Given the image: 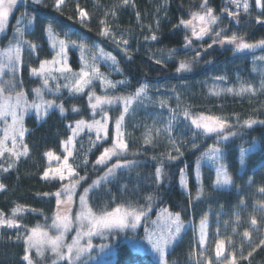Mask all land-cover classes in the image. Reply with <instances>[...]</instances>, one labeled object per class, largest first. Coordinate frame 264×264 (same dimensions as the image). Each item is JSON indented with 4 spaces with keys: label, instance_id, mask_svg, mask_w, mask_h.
I'll return each instance as SVG.
<instances>
[{
    "label": "trees",
    "instance_id": "obj_1",
    "mask_svg": "<svg viewBox=\"0 0 264 264\" xmlns=\"http://www.w3.org/2000/svg\"><path fill=\"white\" fill-rule=\"evenodd\" d=\"M221 2L208 0L209 6L217 14H220ZM55 3L56 0H41L39 4L35 0H25L23 5L15 7L6 31L0 34V50H3L15 42V29L20 27L17 25L18 16L24 13L27 23L28 18L35 17L31 28L25 30V39L35 43L37 48L30 51L27 45L24 46L23 63L18 67L13 80L16 85L14 91L23 89L31 103L37 100L34 89L41 88L45 100H54L56 105L62 103L65 109L62 114L54 106L46 116L38 119L27 115L24 119L26 131L21 144L28 146V155L19 160L11 159L8 152L0 156V183L5 185L0 191V214L5 219L14 218L19 222L18 228L0 226V264H27L23 260L26 234L37 226L51 230L56 210L55 193L61 190L63 181L42 178L46 166L44 155L49 151L60 152L61 142L69 135L68 124L77 120L93 121L102 113L109 116L111 122L107 137L95 141L90 134L80 135L75 140L70 159L75 171L85 180L103 171L104 166L95 162L105 148L113 146L112 132L115 120L123 111V105L117 103L103 108V111L96 110L94 115L89 106V94L127 97L142 85L147 86L145 93L135 100L123 121V139L128 149L113 159H129L135 163L130 168L117 170L116 175L109 178L110 182H103L91 190L88 204L95 213L100 214L105 208L110 211L117 205L145 206L149 203L147 198L151 196V214L159 208H166L172 213L179 212L186 225L167 253L168 263L196 264L193 260L192 224H197L208 208H216L220 202L230 206L235 201L237 190L247 185L255 165V155L264 151V123H260L264 121V90L260 89L264 81V60L259 59L264 57V48L245 54L231 48L214 46L203 57H197L196 54L186 56L184 44L187 33L180 21L185 20L188 11L198 10L202 0H128L127 4L123 0H65L59 10L54 7ZM254 7L251 13L240 15L238 27L224 15L220 16L222 36L236 34L249 43L264 40V15L260 8ZM80 10L87 13L84 23L81 22ZM39 16L44 17L54 32L63 27L78 29L89 40L99 43L105 51L115 56V67L119 70L101 62L98 66L107 80L116 83V87H109L101 83L100 79H94L81 93L69 91V88L63 86L60 87V93L58 90L47 93L43 80L31 73L32 68L51 55L47 41L43 39L45 31L43 25H40ZM257 18L262 22L257 23ZM104 27L110 29V36L101 35ZM153 35L156 39L151 38ZM117 39L121 41L116 42ZM124 40L127 41L126 45L122 43ZM206 42H203V47H206ZM188 57L194 59V65L195 59L202 61V64L178 73L181 71H178L180 61ZM67 64L72 69L78 68L76 50L72 48L67 50ZM10 79H13L12 75L5 72L2 80ZM247 84L257 89L256 94L245 92L237 95L236 91ZM49 86L57 85L49 81ZM154 87L162 95L160 99L153 93ZM228 88L234 91H223L218 96L213 94L214 91ZM73 108L78 111H73ZM185 110L190 116L202 114L221 117L229 121L231 130L238 134L229 137L227 141L218 142L215 134L207 135L195 129L190 119H185ZM248 119H254L257 123L252 128L242 127ZM169 125L171 131L165 132ZM149 131L152 132V140L146 144L145 136ZM251 142L255 150L244 155L245 164L241 165L239 149ZM193 144L198 145V149L193 148ZM213 145L223 150L220 163L226 166L234 181L229 190L214 188V170L203 160L199 178L196 177V161ZM176 148L180 149L179 153ZM170 156L175 159H169ZM157 167H162L160 182L155 179ZM5 168L8 170L4 171ZM181 169L188 177L186 190L181 189ZM201 188L203 194L197 198ZM17 207L20 211L13 217V210ZM245 211L247 204L242 218L234 224V232L230 233L231 226L226 229L229 233L225 232V236L230 241L228 251L236 253L238 264H264V246L256 247L259 241L255 242L256 235L249 220L257 216L256 212L251 210L247 219ZM245 230L251 234L250 242L243 236ZM118 235L127 237L130 232ZM115 248L117 256L113 264H134L138 260L133 258L125 243L116 244ZM253 248L256 250L247 260L239 258L241 251L247 256ZM33 258L40 259L35 253ZM51 258L53 254L45 252L42 264H51ZM59 264L65 262L59 261Z\"/></svg>",
    "mask_w": 264,
    "mask_h": 264
},
{
    "label": "snow or ice",
    "instance_id": "obj_2",
    "mask_svg": "<svg viewBox=\"0 0 264 264\" xmlns=\"http://www.w3.org/2000/svg\"><path fill=\"white\" fill-rule=\"evenodd\" d=\"M37 4L41 3V0H35ZM65 0H56L54 7L59 10L61 5H63ZM125 4L128 3V0H123ZM18 0H0V32H4L6 25L8 23L10 14L13 12L14 7L17 5ZM231 3L236 6L237 9L240 8V0H231ZM255 6L262 10V15H264V0H255ZM202 11H196L191 13V18L187 20H181L180 24L185 28L192 29V35L197 39H202L203 35L211 31V25H214L218 22L219 18L214 14V10L208 7V0H202V3L199 5ZM243 9L245 12H248L249 4L247 0L243 2ZM228 16L238 17L239 12H233L228 9H225ZM114 14V13H113ZM81 22H85V17L87 13L83 10L79 11ZM139 15V14H137ZM35 17L28 18V25L33 24ZM197 22V23H194ZM262 22L257 18V23ZM21 20H17V25H20ZM102 24L105 21H101ZM197 28L199 30L197 31ZM45 31L47 32L50 38L55 37V33L52 27L49 25ZM111 32L108 27H104L101 31V35L110 36ZM221 32H216V36L220 37ZM152 39H156V36L153 35ZM187 44H191L192 41L185 38ZM14 43H10L9 47L3 50H0V119L4 120L7 124V127L4 129V136L0 138V156H3L5 152L10 153L11 156L15 157L16 160H19L21 156H27L29 153L28 146L25 144L22 146V151H16L17 146V136L20 140H23L25 129L23 126L24 114L29 109H35L38 116L43 113V115L48 114V109L52 107H58L59 111L63 114L65 109L63 104L56 105L54 100H45L41 88L34 89L36 93L37 100L28 102L26 98V93L21 89L20 91H14L16 85L13 83L15 79V74L18 71V67L22 65V53L24 46L27 45L30 51H35L37 45L29 40L25 39V30L22 27H17L15 29V35L13 37ZM216 43L217 41H213ZM221 44L227 42L234 44L236 50L244 51L246 49H253L256 47L264 48V40H261L255 44H250L246 42L242 37L233 34L231 36L224 35L223 39L219 41ZM59 44V51L57 56L63 57L65 55V49L67 41L64 39H55L52 46L56 47V44ZM73 45H76V41H71ZM123 44H127V41H122ZM79 47L81 50H84L86 46L80 44ZM211 47V45H209ZM98 53V55H97ZM97 53H93L91 56L92 63H85V66L81 68V71L78 74H74V82L71 85L65 84L64 87L69 88V91L75 93H81L86 87H89L94 79H100L101 83H106L109 87L115 88L116 83L107 80L103 73L100 72V68L96 63L97 59H103L106 61H111L114 66V70H119L115 67L117 64L116 57L111 53L104 52L103 49H98ZM196 56H200V53L197 52ZM260 60H264V57H259ZM160 61H157L159 63ZM60 64L59 68H56L55 71L59 73L70 72L71 69L67 66L66 62L61 60L53 61L44 60L40 62L39 68H32L31 73L36 76H40L43 80V87L48 88L49 80L56 79L53 73V68L50 65ZM190 63L185 61H180L179 70H190ZM5 72L12 75L13 79L4 81L2 77L5 75ZM218 79H223V77H218ZM119 83H124L120 81ZM6 86H8L6 90ZM59 87V86H57ZM146 85H142L136 90V92L131 96H97L94 93L89 94V106L93 110V114H96V110L99 109L103 111L104 105H113L116 103H122L123 111L121 115L115 120V129L117 138L113 143L111 148H105L101 155L96 159L97 165H105L107 167V162L112 159L113 156H119L121 153L126 152L128 149L127 142L123 139V133L121 131L125 114L128 113L130 106L133 101L140 98L146 90ZM260 89L264 90V81L261 82ZM52 89L49 88V91ZM233 92L234 89H220L214 91V95H220L221 92ZM251 93L256 94L257 89L252 84H247L241 86L237 95L242 93ZM94 100V102H93ZM163 106V105H162ZM73 111H78V109L73 108ZM185 119H190L191 125L194 126L197 130H202L203 134H216L217 141H227L229 137L236 136L238 133L231 130V125L229 121L218 117V116H190L187 110L183 112ZM8 117H11V122L8 123ZM175 119V116L173 117ZM107 121L108 117L105 113L100 120H93L91 123H88L84 120H79L76 122V128L73 129V132H76V129H83L87 127L89 130L93 128L96 130L97 139L101 138L100 134L103 132L105 137L107 136ZM257 121L254 119H248L243 122L242 127L252 128ZM264 123V121H260ZM159 132V129H156ZM171 131V125L165 132ZM195 135V133H194ZM11 139L12 147L8 148L7 141ZM152 140V132L145 136V143H150ZM66 144L72 143V138L70 137ZM175 144V141H173ZM198 145L193 144V148L198 149ZM66 155L62 159V167H58L52 173L51 178H59L61 181L65 180L64 169L67 170V178H69L70 183L63 186L62 192L58 191L55 193L57 198L58 212L55 215V218L52 220L51 228L56 230L55 234H50L48 230L41 228L39 226L32 228L25 236L24 243L25 254L23 260L27 264H42L45 259V251H50L53 254L52 264H59V261H64L65 264H84L81 260L82 255L89 251L93 245L91 242V237L97 234L104 233H113L114 230L123 231L125 229L135 230L142 221L147 220V213L151 211V200L152 197L149 196L147 200L149 203L145 206H133L129 205L125 207L124 205H117L112 210H107L105 208L101 211L100 214H97L88 204V194L91 190L101 185L103 182H110L109 178L116 175L117 169L121 168H130L134 165V161H120L117 160L115 164L111 167H107V171L104 176L100 177L97 181H94L92 185L88 188H84L83 193L79 196L80 210L75 214L73 218L71 212V204L73 203V196L75 194V189L79 185L81 180L86 178L80 176L79 173L75 171L72 163H69V158L72 157L73 152L71 148H65ZM176 152H180L179 148H176ZM182 154V153H181ZM245 149H239V163L241 165L245 164L244 160ZM49 159L60 160L61 158L55 156L53 152L49 151L45 153ZM223 158V150L221 147L213 145L208 147L205 152L202 153L201 157L196 161V175L199 178V169L201 167L202 160H208L216 164L215 173L216 179L214 181V188H223L228 185H233L234 181L232 176L229 175L227 168L224 164L220 163ZM169 159H175V157H169ZM86 162V161H85ZM9 167H12V164H9ZM8 169L5 168L4 171ZM184 170L181 169V184L182 186L186 185V181L183 179ZM44 179L50 178V171L46 170L43 173ZM155 179L157 182H160L162 179V167H157L155 171ZM252 181H249L251 184ZM5 185L0 183V190H3ZM260 193H264V187L258 189ZM203 194V189L201 188L197 193V198ZM62 195L65 197L61 199ZM241 204L244 203L243 200L240 201ZM63 204L64 208L60 209V205ZM259 210L264 211V202L260 203ZM20 211V208L17 207L13 210V217L15 213ZM163 227H157L154 230H150L147 227L145 228V238L148 243L151 245L152 250L159 254L161 260H164L166 250L168 247L173 244L180 237L183 222L181 220V214L179 212L172 213L168 209L163 210ZM237 219L239 216L237 215ZM73 224L76 225V235L71 238V242H66V234L72 230ZM153 225H158V221H152ZM258 220L255 216L251 218V225L256 226ZM7 225V227H19V222L14 218L5 219L2 214H0V226ZM200 237L199 245L201 248L205 246L207 240V228H208V216L205 214L200 220ZM218 231V230H217ZM235 231V229H233ZM243 236L246 237L249 242L251 241V234L249 231L245 230ZM84 237H88L86 243L82 244L81 241ZM264 246V238H261L259 244L256 247ZM31 249H35L36 256L40 259H34L31 254ZM256 248H253L248 252L247 256L243 255V251L240 253V259L247 260L248 257H251ZM215 257L217 264H223L224 260L228 261V264H238V257L235 252H231L229 255H225V241L217 240L215 245ZM205 264H213L212 260L209 258L205 261Z\"/></svg>",
    "mask_w": 264,
    "mask_h": 264
},
{
    "label": "rangeland",
    "instance_id": "obj_3",
    "mask_svg": "<svg viewBox=\"0 0 264 264\" xmlns=\"http://www.w3.org/2000/svg\"><path fill=\"white\" fill-rule=\"evenodd\" d=\"M24 1L25 0H18V3L16 6L23 5ZM243 2H244V0H240L241 6L239 9H237L236 6L231 3V0H222L221 5L219 7V9H220L219 13L220 14H217L215 12V10L213 9L214 14L219 18L218 22L214 25H211L212 30L209 31L207 34L203 35L202 39H197L196 37H194L192 35V29L191 28H185L184 27L186 29V33H187L185 38L187 37L188 39H190L192 41L191 44H187V40H185V44H184V48L186 49L185 55L187 56L188 54H196L197 52H199L200 56H198V57H203L205 55V53H208L211 48H215L214 46H219V48H231L236 52L245 53V54L246 53L249 54L251 51L260 49L261 47H256L253 49H246L244 51H238V50H236L234 44H230L227 42L221 44L219 41L223 39L222 35L220 37L216 36V32L223 33L222 28L219 27V24L221 21L220 16H223L224 13H227L225 11V9H228V10L233 11V12L238 11L239 16L235 17V18L237 19V21H239L240 15H247L248 13H251L252 12L251 10H253L255 8L254 7L255 6V0H247V2L249 4V9H248V12H245L243 9ZM15 7H14V9H15ZM208 7H210L209 3H208ZM196 11H202V9L199 8L198 10H194V11H190V12L188 11V14L185 17V20L190 19L191 13L196 12ZM11 15H12V13L10 14L9 20L11 18ZM18 19L21 20L20 27L24 28V30L27 31L28 28H31L32 25H28L27 20L24 17V13L19 15ZM9 20H8V23H9ZM39 21L41 23L40 25H43V30L45 31V29L49 26L47 21H45L43 16H39ZM8 23H7V25H8ZM194 23H197V22H194ZM7 25H6L5 31L7 29ZM25 27H27V28H25ZM198 30H199V28H197V31ZM4 32H0V34L4 33ZM54 33L56 35L53 38H50L46 31L44 33L43 39H45L47 41V46H48V49L51 51V55L49 58L43 59L41 61L48 60L51 62L55 58L56 60H61L63 62H66V64H67V50L72 48V49L76 50V55H77V60H78V68L72 69L67 64V66L71 69V71L66 72V73H59V72H56L55 69L59 68L61 66L60 64L50 65L53 68L52 75H54L56 77V79H50L49 81L55 82L56 85L59 87H57V86H54V87L48 86V88L44 87L45 90L48 91L47 93H49V94H51V92L54 93L57 90L60 93V91H61L60 87H62V86L64 87L65 84L71 85L74 82V74H78L81 71V68L85 66L86 62L89 64L93 62L91 60L92 54L97 53L98 49L104 50V48L99 43L89 40L87 38V36H85L83 33H81L78 29L63 27L60 30H58V32H54ZM55 39H64L67 41V45H66V49H65V55L63 57L57 56V52L59 51V44L57 43L55 48H53V46H52ZM71 41H76L77 42L76 45H73L71 43ZM115 41L120 42L121 40L117 39ZM204 41H207L206 47H203ZM213 41H217V42L214 43ZM81 43L86 46V48L84 50H81V48L79 47V45ZM255 43H257V42L250 43V44H255ZM209 45H211V47H209ZM104 52L108 53L105 50H104ZM97 55H98V53H97ZM22 57H23V55H22ZM193 60L194 59H191L189 57L185 60V62L190 63V65H191L190 70L192 68H194L196 66H200L202 64V61L195 59L196 64L194 65L192 63ZM100 62L104 63L109 68L114 67L112 65L111 61H106V60L98 58L96 63L99 64ZM39 65H40V63H39ZM39 65L37 67H34V68H39ZM183 71H188V70H181L178 73H181ZM37 77L41 78L40 76H37ZM49 88H51L52 90L49 91L48 90ZM153 93L155 94V96L158 97V99H160L162 97V95L159 94V91L155 87L153 89ZM93 102H94V100H93ZM134 103H135V100L133 101L132 105ZM116 104H113V105H116ZM110 106H112V105H104L103 108L110 107ZM50 110H51V108L48 109V112ZM97 110H99V109H97ZM31 112H33L34 115L37 117L45 116V115H43V113H41V115L38 116L35 109H29L24 114V119L27 115L31 114ZM92 113H93V110H92ZM104 114L105 113H102L101 116H99L96 120H100L102 118V116H104ZM107 117H108V121H107V133H108L109 123L111 122V120L109 119L108 115H107ZM7 119H8V123H10L11 117H8ZM24 119H23V126H24ZM77 121H79V120H77ZM77 121H74L73 123L67 125L68 129H69V135H68L67 139H65L61 142L60 152H58V153L53 152L55 156H58L61 159L59 161L56 159H49L46 155H44L46 158V166H45L44 171H46V170L50 171V178L49 179H53V178H51V176H52V173L54 172V170L56 168L62 167L63 156L67 154L65 151V148L66 147L71 148V150L73 152L74 148H75V140L80 135L90 134L91 137H93V139L95 141L97 139V133H96V130L94 128L92 130H89L87 127H84L82 130L76 129V132L74 133L73 129L76 128V122ZM84 121H86L88 123L92 122V121H87V120H84ZM123 126H124V124L122 125V128H121L122 133H123ZM6 127H7V124L5 123V121L0 119V138H3L4 129ZM114 127H115V125H114ZM24 129L26 131L25 127H24ZM112 133H113V143H114V141L117 138L115 128H114V131ZM100 136H101L100 139H104L107 137V136L105 137L103 132L100 134ZM215 136H216V134H215ZM70 137L72 138V143L66 144L65 142H67ZM97 141H98V139H97ZM10 142H12L11 139H9L7 141V144H9ZM242 142L246 143V140H243ZM9 145H6V146L8 148H11L12 143H10ZM22 146L23 145L21 144V140H17L16 151H22ZM241 148L245 149L244 155L250 154V153L254 152V150H255V146H254L253 142H251L247 145H244ZM9 155H10V153H9ZM120 155H122V153ZM255 156H256L255 165L252 167V170L249 174V177L247 179V185L245 187L239 188L237 190V192H236L237 198L235 199V201L230 206H226L225 204H222L220 202L219 206H217L216 208H213V209L208 208L205 211V214H207V216H208V228H207V240H206L205 246L203 248H201L199 245L200 220L197 224H195V225L192 224L191 227H194V228H192V231H193L192 237H193V242H194L193 260L195 261L196 264H205V261L209 258L212 260L213 264H217V260L215 257V245H216L217 240H224L225 241V255L227 256L230 254L228 251V249L230 247V241L228 239H226L227 235L225 236V232H227L226 229H228L229 226H231V228H232L230 233L234 232L233 231V229H235L234 224L235 223L237 224V215L239 216V218L240 217L242 218L241 215L243 213V210H244L246 204H247V211H245V213L247 214V219L250 217L249 212L251 210L256 212L257 216H255V217L256 218L258 217L257 218L258 224L256 226L251 225V218L253 216L249 219L252 231L256 235L255 236V238H256L255 242L260 241L261 238H264V211L259 210L260 203L264 202V193H260L258 191V189L260 187H264V151L259 152ZM10 157H11V159H15V157H13L11 155H10ZM115 157H117V156H113L112 159L107 162V167H111L113 164H115L117 162V160H120V161L128 160V161H130L129 159H115V160H113ZM20 158H22V156ZM70 159H71V157L69 158V163H70ZM203 163L207 164L209 167H211L214 170V174H215L214 181H215V179H216L215 168L217 165L211 161L206 160V159L203 160ZM100 166H104V169L99 175H97L91 179H88V180H83V181L81 180L79 182V185L76 187L75 194L73 196V203L71 204V209H72L71 214H72L73 218L75 217V214L80 210L79 196L83 193L84 188H88L90 185L93 184L94 181H97L100 177L104 176L105 172L107 171V167L105 165H100ZM117 170H119V169H117ZM44 171H43V173H44ZM64 172H65L66 178H65V180H63L62 188H61V190H59L60 192H62L64 185L70 183L69 178H67V170L64 169ZM196 177H197V175H196ZM42 178H43V174H42ZM56 179L60 180L58 177ZM183 179H184V181H186L188 183V177L186 175H183ZM249 181H252V183L249 184ZM180 182H181V178H180ZM213 184H214V182H213ZM230 188H231V185H228V186L223 187V190H229ZM181 189L186 190V185L182 186V184H181ZM64 198L65 197L62 195L61 199H64ZM241 200L244 201L243 204L240 203ZM248 206H250V207H248ZM59 207H60V209H62V208H64V205L61 204ZM164 209H166V208H159L153 214H151V212H148L147 213V220L142 221V223L135 230H132V229H125L123 231L114 230L113 233H107L106 232L102 235L101 234L93 235L91 237V242H92L93 247L89 251L85 252L82 255L81 260L84 262V264H113L115 259H116V256H117V249L115 248L116 244L119 245L121 243H125L126 246L130 249L131 255L133 256V258L138 259V260H135L134 264H169L167 261V253L176 241L168 247V249L166 250L164 260H161L159 254L152 250L151 245L148 243L147 239L145 238V228L146 227L150 230H154L158 226L163 227V215H164L163 210ZM58 210L59 209L57 206V198H56V210L54 212L53 219L55 218V215L57 214ZM209 212H210V214L208 215ZM258 214L261 217L258 216ZM152 221H158V225H153ZM185 229H186V225L183 224L182 232ZM48 231L50 234L56 233V230L53 228H51V230H48ZM125 232H130V235L127 237L126 236L121 237L120 235H118L119 233L124 234ZM182 232H181V234H182ZM227 233H229V232H227ZM75 235H76V225L73 224L72 230L66 234V242H71V238L74 237ZM88 239H89L88 237H84V239L81 241V243L82 244L86 243ZM246 239L247 238H245V240ZM45 252H50V251L46 250ZM34 253L36 255L35 249H31L32 256L34 255ZM52 259L53 258H51L49 261L51 264H52ZM223 264H228V261L224 260Z\"/></svg>",
    "mask_w": 264,
    "mask_h": 264
},
{
    "label": "water",
    "instance_id": "obj_4",
    "mask_svg": "<svg viewBox=\"0 0 264 264\" xmlns=\"http://www.w3.org/2000/svg\"><path fill=\"white\" fill-rule=\"evenodd\" d=\"M226 17L230 18L235 23V25L238 26V23H237L235 17L228 16V14H226Z\"/></svg>",
    "mask_w": 264,
    "mask_h": 264
}]
</instances>
